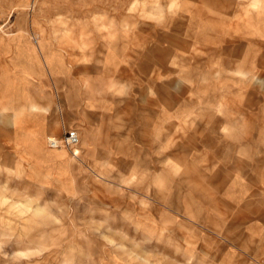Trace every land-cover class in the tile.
Instances as JSON below:
<instances>
[{
  "label": "rangeland",
  "instance_id": "rangeland-1",
  "mask_svg": "<svg viewBox=\"0 0 264 264\" xmlns=\"http://www.w3.org/2000/svg\"><path fill=\"white\" fill-rule=\"evenodd\" d=\"M0 264H264V0H0Z\"/></svg>",
  "mask_w": 264,
  "mask_h": 264
},
{
  "label": "built area",
  "instance_id": "built-area-1",
  "mask_svg": "<svg viewBox=\"0 0 264 264\" xmlns=\"http://www.w3.org/2000/svg\"><path fill=\"white\" fill-rule=\"evenodd\" d=\"M80 144V135L77 130H69L63 136L51 138L49 146L51 149L67 148L74 150Z\"/></svg>",
  "mask_w": 264,
  "mask_h": 264
},
{
  "label": "bare ground",
  "instance_id": "bare-ground-1",
  "mask_svg": "<svg viewBox=\"0 0 264 264\" xmlns=\"http://www.w3.org/2000/svg\"><path fill=\"white\" fill-rule=\"evenodd\" d=\"M48 146H49V142H48ZM49 148H50V146H49ZM60 149H63V148H59V149H53V150H60Z\"/></svg>",
  "mask_w": 264,
  "mask_h": 264
}]
</instances>
